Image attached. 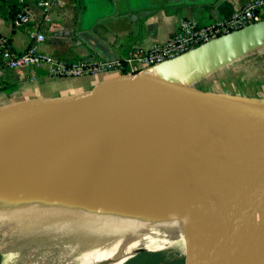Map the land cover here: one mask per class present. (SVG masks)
Listing matches in <instances>:
<instances>
[{"label": "bare ground", "instance_id": "6f19581e", "mask_svg": "<svg viewBox=\"0 0 264 264\" xmlns=\"http://www.w3.org/2000/svg\"><path fill=\"white\" fill-rule=\"evenodd\" d=\"M223 185L147 102L63 123L0 143V248L20 264H122L142 248L190 256Z\"/></svg>", "mask_w": 264, "mask_h": 264}, {"label": "water", "instance_id": "95a60500", "mask_svg": "<svg viewBox=\"0 0 264 264\" xmlns=\"http://www.w3.org/2000/svg\"><path fill=\"white\" fill-rule=\"evenodd\" d=\"M262 41L264 19L79 94L2 105L0 143L147 102L170 137L224 180L187 264H264V105L177 80Z\"/></svg>", "mask_w": 264, "mask_h": 264}, {"label": "crops", "instance_id": "0c3cea01", "mask_svg": "<svg viewBox=\"0 0 264 264\" xmlns=\"http://www.w3.org/2000/svg\"><path fill=\"white\" fill-rule=\"evenodd\" d=\"M14 1L18 14L27 15L26 22H20L18 14L9 15ZM49 1L52 6L45 11L38 0H0V34L21 51L29 44L30 33L41 31L45 36L39 45L41 51L66 61L94 63L124 57L133 47H150L172 38L180 19L207 24L227 18L249 0ZM113 75L57 77L49 75L45 67L4 69L0 72V106L79 94ZM177 80L206 92L248 95L249 88L264 86V41Z\"/></svg>", "mask_w": 264, "mask_h": 264}, {"label": "built area", "instance_id": "2783aa9c", "mask_svg": "<svg viewBox=\"0 0 264 264\" xmlns=\"http://www.w3.org/2000/svg\"><path fill=\"white\" fill-rule=\"evenodd\" d=\"M38 6L49 10L52 2L38 0ZM20 22H26V14H18ZM264 19V0H249L232 14L207 24H199L190 18L180 19L175 35L150 47L136 46L120 58H108L94 63L66 61L39 49L45 36L41 31L30 33V42L24 50L13 48L8 38L0 34V72L4 69L45 67L51 76L80 77L95 73L132 74L183 54L203 43L223 36Z\"/></svg>", "mask_w": 264, "mask_h": 264}, {"label": "rangeland", "instance_id": "374dc122", "mask_svg": "<svg viewBox=\"0 0 264 264\" xmlns=\"http://www.w3.org/2000/svg\"><path fill=\"white\" fill-rule=\"evenodd\" d=\"M229 71L230 68L227 72ZM171 78L175 79V76L171 75ZM204 79L206 80L207 76L204 77ZM248 92H250L248 95H237L236 97H240L241 99L256 104L264 105V86L249 88ZM6 249L7 247L0 248V264H20L19 251L14 250L10 253L7 252ZM190 256L179 253L176 250L150 251L145 249L143 250L142 248V250L134 252L133 255L127 258L122 264H187L188 257Z\"/></svg>", "mask_w": 264, "mask_h": 264}, {"label": "trees", "instance_id": "16d2710c", "mask_svg": "<svg viewBox=\"0 0 264 264\" xmlns=\"http://www.w3.org/2000/svg\"><path fill=\"white\" fill-rule=\"evenodd\" d=\"M17 2L16 1H14V2H12L11 3V5H10V11H9V15L10 16H15V15H17L18 14V9H17ZM12 88H15V86H12Z\"/></svg>", "mask_w": 264, "mask_h": 264}]
</instances>
